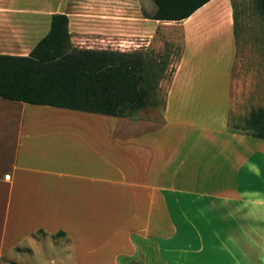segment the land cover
Listing matches in <instances>:
<instances>
[{
  "label": "crops",
  "instance_id": "1",
  "mask_svg": "<svg viewBox=\"0 0 264 264\" xmlns=\"http://www.w3.org/2000/svg\"><path fill=\"white\" fill-rule=\"evenodd\" d=\"M67 1L0 0V53L27 55L61 12L75 47L179 35V57L159 122L0 97V264H264V138L226 130L243 30L231 0L179 21ZM205 98L228 103L200 111Z\"/></svg>",
  "mask_w": 264,
  "mask_h": 264
},
{
  "label": "trees",
  "instance_id": "2",
  "mask_svg": "<svg viewBox=\"0 0 264 264\" xmlns=\"http://www.w3.org/2000/svg\"><path fill=\"white\" fill-rule=\"evenodd\" d=\"M153 20L179 21L210 0H151ZM256 10L264 18V0ZM166 63L148 51L73 46L68 16L53 13L47 33L27 55L0 53V97L106 116L135 117L157 106ZM162 106H165L163 99ZM228 126V125H227ZM244 134L264 138V106L244 119ZM234 132V131H233Z\"/></svg>",
  "mask_w": 264,
  "mask_h": 264
},
{
  "label": "rangeland",
  "instance_id": "3",
  "mask_svg": "<svg viewBox=\"0 0 264 264\" xmlns=\"http://www.w3.org/2000/svg\"><path fill=\"white\" fill-rule=\"evenodd\" d=\"M25 1V4L30 7H40L45 0H20ZM53 2H62L66 0H46ZM111 2L115 3L116 13L122 14L124 10L130 9L133 13L144 12L148 13L150 0H68L70 13H95V12H106L107 7ZM235 14L239 19L242 20L241 30L242 36L238 35V50L237 54V64L233 63L230 78L234 79L233 88V98L232 102L229 101L231 107L229 109L227 131L237 132L243 134L244 130L242 125H244V119L249 115L253 108L264 106V18L256 10L257 0H231ZM150 13V12H149ZM244 17V19H243ZM239 24V22H238ZM238 26V25H237ZM239 28V26H238ZM136 42H141V37H135ZM160 39L158 44H151L149 48L147 47L143 51H148L161 58L165 61L167 71L165 76L161 79L158 88V104L157 106H148L141 109L135 117L138 118H149L154 119L159 122L162 118L163 99L165 100L166 88L169 84L172 72L174 70V65L179 57L181 42L180 36L174 35V38L167 40L164 37H157L155 40ZM240 40V45H239ZM119 42V43H118ZM116 45L117 49L123 48L124 44L122 41H118ZM121 42V43H120ZM131 47V45H129ZM133 50V49H132ZM137 50V49H136ZM139 50V49H138ZM129 51V50H125ZM223 78L218 73L213 74V81L211 85H206V93L215 91L216 78ZM220 80V79H218ZM232 87V86H231ZM193 90H191L192 92ZM219 101V100H217ZM226 103V104H225ZM228 101H212L211 100H198L196 105L202 111L200 105L206 106L210 105V110H220L223 104L227 105ZM198 111V110H197ZM189 116L184 115L183 118L187 119ZM197 120L208 119L207 116H197L191 117ZM213 120L219 119V116H210ZM170 203V199H169ZM53 252L57 251L53 247ZM54 255V254H53Z\"/></svg>",
  "mask_w": 264,
  "mask_h": 264
},
{
  "label": "bare ground",
  "instance_id": "4",
  "mask_svg": "<svg viewBox=\"0 0 264 264\" xmlns=\"http://www.w3.org/2000/svg\"><path fill=\"white\" fill-rule=\"evenodd\" d=\"M53 117V116H52Z\"/></svg>",
  "mask_w": 264,
  "mask_h": 264
}]
</instances>
